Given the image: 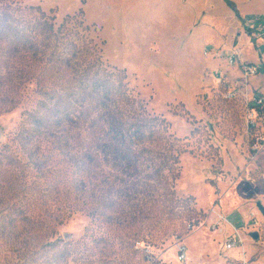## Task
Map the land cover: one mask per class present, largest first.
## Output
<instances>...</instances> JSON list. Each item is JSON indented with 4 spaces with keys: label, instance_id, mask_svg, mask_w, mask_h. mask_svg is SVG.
I'll return each mask as SVG.
<instances>
[{
    "label": "rangeland",
    "instance_id": "1",
    "mask_svg": "<svg viewBox=\"0 0 264 264\" xmlns=\"http://www.w3.org/2000/svg\"><path fill=\"white\" fill-rule=\"evenodd\" d=\"M29 6L54 28L69 17L83 59L124 72V120L166 126L131 167L52 140L28 155L16 133L36 85L1 103L0 264H264V0H0L38 19Z\"/></svg>",
    "mask_w": 264,
    "mask_h": 264
},
{
    "label": "trees",
    "instance_id": "2",
    "mask_svg": "<svg viewBox=\"0 0 264 264\" xmlns=\"http://www.w3.org/2000/svg\"><path fill=\"white\" fill-rule=\"evenodd\" d=\"M28 10L36 11L39 18L26 19L0 9V104L8 101L12 109L31 82L39 95L35 105L24 111L16 138L28 155L44 154V142L52 140L71 159L75 160L69 154L75 148L78 158L95 161L104 152L131 167L136 149L154 140L158 128L165 129V121L157 117L124 120V105L130 102L122 83L124 72L107 71L96 60H84V48L74 43L65 25L69 17L54 28L39 7ZM0 109L8 111L3 105ZM48 188L41 195L44 202L60 192L54 184Z\"/></svg>",
    "mask_w": 264,
    "mask_h": 264
},
{
    "label": "built area",
    "instance_id": "3",
    "mask_svg": "<svg viewBox=\"0 0 264 264\" xmlns=\"http://www.w3.org/2000/svg\"><path fill=\"white\" fill-rule=\"evenodd\" d=\"M228 62H229V64L233 63V58L231 55L228 56ZM250 71L252 73L258 72L257 68L254 66L250 69ZM252 102L254 103V106H260V105L264 104V100L261 96H256V97L252 98ZM252 113H253L252 117H255L254 110H252ZM249 123H250L251 127H254L256 125L255 122L251 119H250ZM263 133H264V127H263V129L261 127L260 130L258 129L256 131V133L253 135L252 148L254 150L258 149L259 144L262 142V140H263L262 134ZM251 219H252V221L255 222V219L253 218V214H252ZM238 241L235 239V237L230 236V235H226L225 240L223 242V247L225 250H231V249L236 247ZM176 258L179 262H183L186 259V248L184 246H180L177 249V257Z\"/></svg>",
    "mask_w": 264,
    "mask_h": 264
},
{
    "label": "water",
    "instance_id": "4",
    "mask_svg": "<svg viewBox=\"0 0 264 264\" xmlns=\"http://www.w3.org/2000/svg\"><path fill=\"white\" fill-rule=\"evenodd\" d=\"M257 207H258V210L261 212V214L264 215V207H263L261 204H258ZM251 236H252L254 239H256V238L258 237V235H257L256 232H253V233L251 234Z\"/></svg>",
    "mask_w": 264,
    "mask_h": 264
}]
</instances>
